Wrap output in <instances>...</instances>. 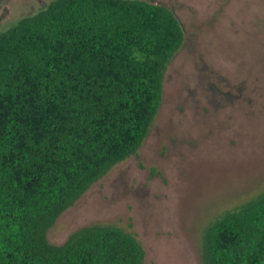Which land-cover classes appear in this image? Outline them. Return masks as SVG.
Listing matches in <instances>:
<instances>
[{
	"label": "trees",
	"instance_id": "trees-1",
	"mask_svg": "<svg viewBox=\"0 0 264 264\" xmlns=\"http://www.w3.org/2000/svg\"><path fill=\"white\" fill-rule=\"evenodd\" d=\"M164 5L50 0L0 31V264H143L125 229L56 218L135 154L183 43ZM202 264H264V189L203 228Z\"/></svg>",
	"mask_w": 264,
	"mask_h": 264
},
{
	"label": "rangeland",
	"instance_id": "rangeland-1",
	"mask_svg": "<svg viewBox=\"0 0 264 264\" xmlns=\"http://www.w3.org/2000/svg\"><path fill=\"white\" fill-rule=\"evenodd\" d=\"M50 0H0V31ZM184 33L137 152L47 230L52 244L91 224L119 226L143 264H202L205 225L264 189V0H145Z\"/></svg>",
	"mask_w": 264,
	"mask_h": 264
}]
</instances>
